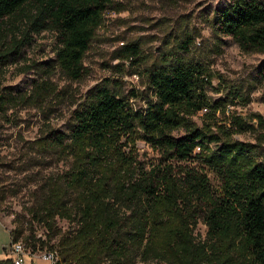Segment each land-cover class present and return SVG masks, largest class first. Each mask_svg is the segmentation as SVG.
<instances>
[{"label":"trees","instance_id":"16d2710c","mask_svg":"<svg viewBox=\"0 0 264 264\" xmlns=\"http://www.w3.org/2000/svg\"><path fill=\"white\" fill-rule=\"evenodd\" d=\"M111 2L0 0V23H27L21 39L0 25V69L19 57L28 31H48L55 35L57 68L69 80L80 79L84 54ZM210 22L242 50L264 56V0H227ZM117 57L138 64L139 47L125 44ZM257 74L264 79V59ZM144 76L148 96L96 85L72 111L66 130H44L39 149L70 164L34 194L25 208L29 222L12 219L10 242L21 240L33 252L55 250L56 264H264V158L257 157L256 144L231 138L232 128L243 132L252 125L239 116L229 128L217 124L213 116L224 104L206 95L212 75L199 62L177 58ZM139 97L144 104L135 108ZM14 99L0 83V111ZM201 110L206 118L197 126L192 117ZM252 120L264 124L258 114ZM177 130L183 133L174 135ZM138 140L159 154L156 164L138 160ZM57 220L70 228L61 231ZM33 221L43 230L39 236ZM198 222L205 227L202 238L194 234Z\"/></svg>","mask_w":264,"mask_h":264},{"label":"rangeland","instance_id":"374dc122","mask_svg":"<svg viewBox=\"0 0 264 264\" xmlns=\"http://www.w3.org/2000/svg\"><path fill=\"white\" fill-rule=\"evenodd\" d=\"M226 2L112 0L84 54V74L78 80H69L57 68L53 33H26L19 57L6 61L0 69L1 86L16 96L0 111V259L8 257L12 219L19 215L29 222L25 208L32 204L34 194L70 164L69 158L40 150L38 139L48 126L66 130L72 111L96 85H105L122 95L135 89L148 96L146 70L177 58L199 62L212 75L206 95L211 101L220 99L224 104L222 110L215 112L214 120L225 128L231 127L233 116L251 124L253 129L249 131L235 132L232 128L231 138L256 144L257 157L264 158V124L252 120L253 114L264 118V79L257 74L264 56L252 49L242 50L231 37L213 29V11ZM0 25L17 39L27 29L24 18L5 19ZM128 43L139 47L138 64L117 57ZM42 82L44 88L38 89ZM132 104L141 108L144 101L139 97ZM205 118L201 110L192 122L201 126ZM182 133L177 130L173 134ZM135 149L138 160L146 167L160 159L143 141H136ZM208 177L216 184L211 174ZM31 225L37 236L42 234L38 224L33 221ZM57 226L61 231L70 228L64 220H57ZM204 233V225L198 222L194 234L202 238ZM33 264L41 263L36 260ZM135 264L165 263L152 260Z\"/></svg>","mask_w":264,"mask_h":264},{"label":"built area","instance_id":"2783aa9c","mask_svg":"<svg viewBox=\"0 0 264 264\" xmlns=\"http://www.w3.org/2000/svg\"><path fill=\"white\" fill-rule=\"evenodd\" d=\"M13 264H25L26 258H38L47 261L49 264H56L58 256L55 250L50 249H37L34 252L26 246L23 241L11 243L8 248V254Z\"/></svg>","mask_w":264,"mask_h":264},{"label":"crops","instance_id":"0c3cea01","mask_svg":"<svg viewBox=\"0 0 264 264\" xmlns=\"http://www.w3.org/2000/svg\"><path fill=\"white\" fill-rule=\"evenodd\" d=\"M10 258L9 257H6V258H4V259H0V261H3V262H5L6 264H7V262H9L10 263ZM36 260H38V262L39 263H41V264H49L47 261H45V262H43L44 260H41V259H38V258H36V259H31V258H27V260L25 261V264H33V262L34 261H36ZM42 261V262H41Z\"/></svg>","mask_w":264,"mask_h":264}]
</instances>
